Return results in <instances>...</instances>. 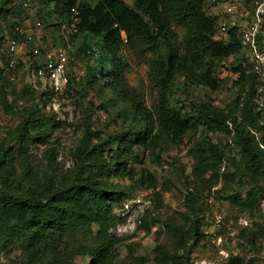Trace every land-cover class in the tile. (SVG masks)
<instances>
[{
	"label": "trees",
	"instance_id": "obj_1",
	"mask_svg": "<svg viewBox=\"0 0 264 264\" xmlns=\"http://www.w3.org/2000/svg\"><path fill=\"white\" fill-rule=\"evenodd\" d=\"M15 2L0 0V59L5 70V55L1 53L4 40L16 37L15 20L25 15ZM38 3L43 27L54 33L72 18L77 20L76 32L69 35L71 46L77 47L69 54L85 63L86 76L80 83L70 84L67 94L82 96L85 86L108 89L125 102L120 116L129 129L103 136L84 123L72 173L58 178L50 161L53 157L47 160L45 170L35 169L28 150L36 142L49 144L48 129L56 123L45 109L54 95L48 88L38 90L26 81L20 96L28 98L31 109L15 129L12 144L3 142L0 146V248L17 246L26 264H76L77 255L89 258L88 264H115L114 246L121 240L111 230L123 219L114 215V210L126 195L110 181L127 178L140 188L155 190L156 178L144 170L138 173L135 166L141 163L145 151L157 156V150L180 142L197 123L210 133L230 136L229 145L237 150L240 160L238 164L234 157L227 156L225 146L201 139L188 152L194 161L188 185H198L205 191L221 176L224 181L239 177L247 182L245 193L230 199L245 211H260L264 200V112L256 110L259 81L241 45L239 27L232 29L227 40H216L217 17L207 13L206 0H132V6L124 0ZM74 8L76 15L72 13ZM56 42L55 46L64 45L60 35ZM124 49L151 55L148 76L157 92L151 108L145 107L139 94L127 86V64L121 54ZM230 57L237 58L232 66L237 79L231 110L218 112L208 102L194 101V114L189 115L170 104L168 93L173 89L219 90L217 70ZM34 68V63L19 64L13 72L14 81L8 80L9 70L2 77L4 70L0 69V82L15 84L18 71L27 78L28 69ZM223 163L234 171L228 169L220 176ZM194 200L195 195L188 191L187 204H194ZM192 212L187 232L179 227L172 229L177 240L170 250L162 246L154 249L155 264H193L191 253L202 240L203 221L198 211ZM156 222L151 219V224ZM252 237L250 244L254 246L257 239ZM144 263L142 257H134L131 264ZM222 264L255 261L229 255Z\"/></svg>",
	"mask_w": 264,
	"mask_h": 264
},
{
	"label": "rangeland",
	"instance_id": "obj_2",
	"mask_svg": "<svg viewBox=\"0 0 264 264\" xmlns=\"http://www.w3.org/2000/svg\"><path fill=\"white\" fill-rule=\"evenodd\" d=\"M124 1L132 6V0ZM213 12L210 9L207 11L209 15ZM59 34L60 32L54 33L51 29L43 27L38 36L41 43L53 46L56 45ZM71 47L75 50L77 45ZM1 53L5 55L4 45ZM121 54L127 64L125 75L127 86L139 94L145 107L151 108L157 100V92L148 76V60L151 55L143 56L127 49ZM236 62V57H230L218 68L219 90L212 91L200 87L190 88L184 92L173 89L168 93L170 104L187 111L189 115L194 114L191 106L194 101L208 102L218 112H228L232 108L236 93L233 83L237 75L232 73V66ZM79 63L85 66L84 62ZM88 63L92 64V60ZM0 69L4 70L1 76L6 77L7 72L1 59ZM16 75L18 76L15 84L8 85L9 81L0 82V146L3 142L12 144L15 129L31 109L28 98L20 96L22 85L27 78L21 71ZM82 93L81 96L79 93L66 92L53 99L51 105L46 107V114L56 124L48 129V145L36 142L28 150L35 169L45 170L47 160L53 157L50 161L55 165L58 178L72 173L76 163L74 152L83 136L84 123H89L93 130L100 131L103 136L129 129L120 116L125 102L117 100L111 91L103 87L85 86ZM201 139L225 146L227 156L234 157L237 163L240 160L237 150L232 144L229 145L230 136L217 132L210 133L206 126L197 123V126L188 131L180 142L171 143L157 150L155 152L157 156L151 154L149 150L145 151L141 163L135 166L138 173L144 170L156 178L155 190L140 188L127 178H115L110 181L126 195L120 206L114 210V215L123 219L111 230V233L121 240L114 246L115 264H131L134 257L145 259L144 264H155L154 249L162 246L165 250H170L175 245L177 238L174 237L172 229L179 227L187 232L194 217L193 209L198 211V217L203 221L202 240L191 253L193 264H222L225 255H237L245 260L252 259L255 264H264V200L261 201L260 211L254 212L245 211L233 203L230 197L238 193L244 195L246 189L244 182L247 183L239 180V177L232 181H224L221 175L228 169L233 172L234 168L228 163H223L219 170L221 177L210 190L203 191L198 185L196 188L188 185L192 181L194 163L188 152ZM188 191L195 195L194 204L186 202ZM209 199L212 200L211 203ZM143 217L145 223L142 222ZM217 218L221 219L223 226L215 232L217 238H212L211 233L215 229L214 222ZM151 219H157L158 222L151 224ZM225 227H230V230L227 231ZM94 230L95 228L92 235ZM252 235L257 239L254 246L250 244L254 238ZM85 236L83 235L84 239ZM25 261L23 252L17 246L5 250L0 248V264H26ZM74 262L88 264L89 258L77 255Z\"/></svg>",
	"mask_w": 264,
	"mask_h": 264
},
{
	"label": "built area",
	"instance_id": "obj_3",
	"mask_svg": "<svg viewBox=\"0 0 264 264\" xmlns=\"http://www.w3.org/2000/svg\"><path fill=\"white\" fill-rule=\"evenodd\" d=\"M80 1L84 0H78ZM15 4L22 8L25 15L22 19L15 20L16 37H6L4 40L6 70L10 71L8 80L14 81L13 72L19 64L28 66L34 63L37 68L28 69L27 72V81L33 88H48L54 95L53 99L66 94L70 84H78L86 76L85 66L69 54L73 50L69 35L76 32V18L60 28L59 35L62 36L64 45L52 46L41 43L38 36L43 28L38 0H16ZM206 6L217 17L216 40H227L234 27L240 28L241 45L251 64V72L259 81L256 110L264 112V0H206ZM72 13L76 15L75 8ZM209 202L212 200L209 199ZM222 226L221 219H215L212 238H217L215 232L222 229ZM225 229L229 231L230 227ZM227 257L225 255V259Z\"/></svg>",
	"mask_w": 264,
	"mask_h": 264
}]
</instances>
